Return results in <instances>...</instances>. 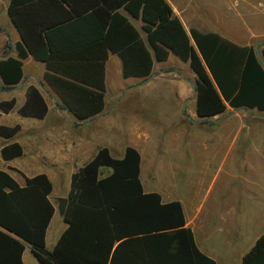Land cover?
<instances>
[{
  "label": "trees",
  "instance_id": "16d2710c",
  "mask_svg": "<svg viewBox=\"0 0 264 264\" xmlns=\"http://www.w3.org/2000/svg\"><path fill=\"white\" fill-rule=\"evenodd\" d=\"M80 1L87 2L85 6ZM7 13L19 32L17 57L5 43L0 57V86L23 77L22 59L30 54L44 63L46 80L79 119L104 107L105 61L109 53L121 59L125 77L147 78L154 61L172 52L188 61L196 74V112L200 123L231 107L264 110V65L253 45H238L217 32L185 30L166 0H8ZM129 17H140L141 31ZM264 61V40L258 45ZM58 73V74H57ZM15 99L0 101L8 112ZM22 116L47 113L40 91L28 86ZM19 124H0V136L11 137ZM23 152L18 142L0 149L4 159ZM101 167L109 173L101 176ZM140 153L127 145L121 158L106 146L71 174L63 219L67 223L53 248L45 247L47 226L55 207L52 184L44 173L26 178L24 186L0 169V264H24V244H30L42 264H114L115 241L127 237L150 240L153 255L166 261L150 264H217L200 251L185 225L179 200L162 202L158 192H145L139 177ZM108 260L110 262H108ZM240 264H264V233L243 255Z\"/></svg>",
  "mask_w": 264,
  "mask_h": 264
},
{
  "label": "crops",
  "instance_id": "0c3cea01",
  "mask_svg": "<svg viewBox=\"0 0 264 264\" xmlns=\"http://www.w3.org/2000/svg\"><path fill=\"white\" fill-rule=\"evenodd\" d=\"M166 1L171 6L174 15L181 20L187 33L190 28H196L202 32H217L238 45H253L254 47L261 43V40L255 42V38L264 37V31L252 32L254 30L250 29L252 26L248 21L249 15L256 7H260L259 10L264 14V0H258L256 3L254 0H234V2L231 0V4L237 7L236 15L223 9L222 14L225 17L238 19L239 25L236 26L243 30V36L234 31L227 33L225 28L221 29V24L214 17H205V9L211 8L212 11L214 9V5L209 0H200L201 3L197 6H193V0ZM79 3L85 6L87 2L80 1ZM7 5L8 0H0V36H3L0 57L4 44L7 42L9 43L8 54L17 57L15 44L21 41V38L7 13ZM129 19L140 30L141 35H144L141 31L142 19L140 17H129ZM233 21L230 20V23L237 24ZM46 70L44 63L28 54L22 59L23 77L19 83L8 88L0 86V101L15 99L14 107L10 111H0V124L7 126L19 124L20 126L13 136L7 138L0 136V149L8 143L18 142L23 150L21 155L11 159H4L0 155V169L8 172L20 186L25 185L26 178L40 173L46 174L52 184L49 199L55 211L46 229L45 247L48 231L55 219V212L58 210V204L54 202V195L58 193L54 191V182L59 184L61 177L65 175L69 176L70 186L71 174L88 162L99 147L106 146L111 155L115 151L119 154L116 158H121L127 145L133 146L140 153L139 177L141 180V151L143 152L144 146H141L140 138H148L153 128L147 122L159 120L162 116L179 123L191 121L199 124L201 120L196 112V74L188 61L180 59L172 52L166 60H155L152 73L145 79L136 76L125 77L122 72L121 59L116 53H109L105 61L104 107L100 113L86 119H79L66 107L59 93L46 80ZM119 80H121L120 84ZM28 86L36 87L46 102L47 113L42 118L22 116L18 113V109L25 102ZM110 97L112 100L109 99ZM126 100L131 102L132 106L128 111L133 115L130 117L123 114L120 117L113 115L116 112V105ZM167 100L174 101L176 107L168 108ZM156 102H162L160 104L164 107L160 115L155 118L146 116V108L143 104ZM225 104V110L208 117L207 123L211 126L223 127L231 118L237 117L241 127L238 135H240L239 146L243 161L248 167L252 166L250 154H255L258 159L255 178L245 179L246 185L249 184L250 188L247 193L240 196L239 211H236L239 216L237 227H232L230 196H218L215 203H212L209 210L203 214L200 204L195 205L182 195L172 197L169 192L156 188H145L142 180L141 183L145 192H158L162 202L172 200L181 202L185 225L191 229L194 242L200 251L215 260L217 264H240L243 255L264 233V110H258L255 107L233 108L227 102ZM125 111L122 109L121 113ZM170 115H176V119L171 118ZM120 128L128 131L126 145L118 147L114 142L105 145L98 143L97 140L104 130ZM188 131L190 130L187 129ZM214 133L218 143L228 141L233 144L235 142L234 139L228 140L231 137L230 131L223 134L219 129ZM107 173L102 174L101 171V176ZM60 198H58V203ZM66 226L63 214L60 213V218L51 229L53 246ZM153 249L155 247L150 240L139 237H127L125 241H115L112 247L113 263L150 264L157 259L164 261L168 259L166 253L159 256L153 255ZM26 252L32 254L36 264H42L30 244H24L22 253L24 264H35L33 260L25 259Z\"/></svg>",
  "mask_w": 264,
  "mask_h": 264
},
{
  "label": "rangeland",
  "instance_id": "374dc122",
  "mask_svg": "<svg viewBox=\"0 0 264 264\" xmlns=\"http://www.w3.org/2000/svg\"><path fill=\"white\" fill-rule=\"evenodd\" d=\"M214 9H205V17H214L222 30L226 29L227 33L236 32L243 36V30L238 28L239 21L237 18L225 17L222 14L223 9H226L232 15H236L237 7L233 6L231 0H209ZM243 1V0H242ZM258 0H254L256 3ZM234 2V0H233ZM200 0H193V6L200 4ZM260 7L253 9L249 15L248 21L251 24L252 32L264 31V14L259 10ZM230 20L237 24H231ZM236 20V21H235ZM250 31V30H249ZM3 36H0V46ZM264 40V37L255 38ZM121 80H119V84ZM109 99L112 100V97ZM156 102L154 104H143L146 108V116L155 118L160 115L163 105ZM131 102L128 100L120 101L116 105L113 115L120 117L125 115L130 117L133 114L128 110L131 108ZM168 108L176 107L172 100H167ZM122 109L126 111L122 112ZM14 116V115H13ZM144 116V115H139ZM176 119V115H170ZM152 125L151 135L147 138H140L141 146H144L141 151V180L144 187L156 188L161 191L169 192L172 197L182 195L188 198L195 205H199L203 214L209 210L212 203L219 196H230L232 206V227H237L239 216L236 211H239V200L242 194L248 192L250 185H246V178H255L257 174L258 159L255 154H250V163L248 166L244 163L242 153L239 146L240 135V120L237 117L231 118L223 127L220 125L211 126L208 123H193L186 121L184 123L174 122L167 117H160L159 120L147 122ZM187 129L190 130L187 132ZM221 129L223 134L231 132V137L228 140L234 139L235 142L230 144L228 141L217 142L214 131ZM128 131L125 128L104 130L99 136L98 143L107 144L114 142L118 147H123L127 144ZM224 139V138H222ZM116 146V147H117ZM114 157L119 154L113 151ZM108 167H102V174L107 173ZM61 182H54V191L58 192L54 195V202L58 204V198L66 196L69 189V176H62ZM60 218V213L55 212V219L46 238V248L51 249L52 226ZM26 260H33L34 257L29 252L25 254Z\"/></svg>",
  "mask_w": 264,
  "mask_h": 264
},
{
  "label": "water",
  "instance_id": "95a60500",
  "mask_svg": "<svg viewBox=\"0 0 264 264\" xmlns=\"http://www.w3.org/2000/svg\"><path fill=\"white\" fill-rule=\"evenodd\" d=\"M255 51H256V54H257V57L259 58V60L262 62V64L264 65V61L262 59V56L258 50V44L255 45ZM1 81V80H0ZM20 85V84H19ZM66 203H67V198L66 197H61L59 199V203H58V211L63 214L64 213V210H65V206H66Z\"/></svg>",
  "mask_w": 264,
  "mask_h": 264
}]
</instances>
